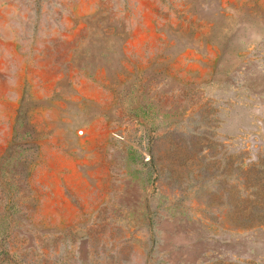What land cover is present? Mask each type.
Returning a JSON list of instances; mask_svg holds the SVG:
<instances>
[{
  "label": "rangeland",
  "instance_id": "1",
  "mask_svg": "<svg viewBox=\"0 0 264 264\" xmlns=\"http://www.w3.org/2000/svg\"><path fill=\"white\" fill-rule=\"evenodd\" d=\"M220 3L0 0V264H264V0Z\"/></svg>",
  "mask_w": 264,
  "mask_h": 264
},
{
  "label": "trees",
  "instance_id": "2",
  "mask_svg": "<svg viewBox=\"0 0 264 264\" xmlns=\"http://www.w3.org/2000/svg\"><path fill=\"white\" fill-rule=\"evenodd\" d=\"M217 5H218V9H217V11H215V12H213V13H211L212 15H213V18L210 20V21H208L207 22V24H213V25H216V23H215V21H216V19L218 18V17H224V11L222 10V9H220L219 7H220V5H221V3H220V0H217ZM234 31H237V30H234ZM222 41V40H221ZM231 41V39H227V41H225V42H220L219 44H221L220 45V55L222 56L223 54H225V52H226V48H227V45H228V43Z\"/></svg>",
  "mask_w": 264,
  "mask_h": 264
}]
</instances>
